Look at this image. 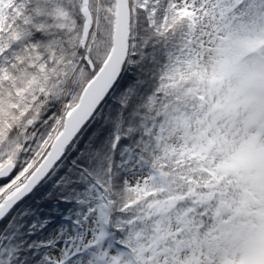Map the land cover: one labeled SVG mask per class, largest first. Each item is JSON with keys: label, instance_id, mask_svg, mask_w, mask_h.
<instances>
[{"label": "snow or ice", "instance_id": "6c2138e0", "mask_svg": "<svg viewBox=\"0 0 264 264\" xmlns=\"http://www.w3.org/2000/svg\"><path fill=\"white\" fill-rule=\"evenodd\" d=\"M0 264H264V0H0Z\"/></svg>", "mask_w": 264, "mask_h": 264}]
</instances>
